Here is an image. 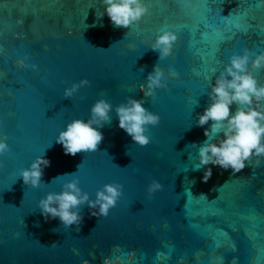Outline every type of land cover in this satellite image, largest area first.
<instances>
[{"label": "water", "instance_id": "1", "mask_svg": "<svg viewBox=\"0 0 264 264\" xmlns=\"http://www.w3.org/2000/svg\"><path fill=\"white\" fill-rule=\"evenodd\" d=\"M104 8L102 0H0V135L11 148L0 156V264H104L105 257L112 264H264V157L235 174L213 165L196 169L198 149L191 147L207 139L211 121H196L230 56L264 51V0H156L131 29L114 27L100 16ZM237 23L250 30L219 45L217 32ZM169 28L180 31L179 39L173 55L159 61L151 44ZM157 65L175 67L179 76L169 72L170 92L145 97L140 85ZM257 78L264 84V69ZM83 79L90 86L65 98L64 89ZM129 96L161 116L147 147L118 126L115 105ZM101 98L114 108L98 150L65 155L56 143L60 131L89 118ZM41 155L51 166L32 188L19 172ZM207 167L212 176L205 183ZM72 173L91 199L104 184L124 185L106 218L81 206L79 230L59 218L45 221L38 206ZM153 179L163 189L149 194Z\"/></svg>", "mask_w": 264, "mask_h": 264}, {"label": "clouds", "instance_id": "2", "mask_svg": "<svg viewBox=\"0 0 264 264\" xmlns=\"http://www.w3.org/2000/svg\"><path fill=\"white\" fill-rule=\"evenodd\" d=\"M102 4L105 8L100 16L106 14L117 28L131 29L134 24L141 23L148 16L151 8V0H102ZM178 39L177 33L170 29L156 36L151 49L159 53V61L173 55ZM3 54V49H0V55ZM18 63L22 68L29 67L24 59ZM31 68L37 70L38 65L32 64ZM261 69H264V51L257 53L245 48L242 49V54L233 53L229 63L216 75L215 83L208 92V105L196 121L198 127H204L211 121L210 127L204 129V136L207 138L205 142L191 145L198 149L199 163L195 165L196 169L213 165L223 170L231 169L235 174L249 166L253 158L256 159L257 166L260 165L261 158L264 157V84L259 82L257 72ZM169 72L173 78L179 76L175 67L166 72L159 65L155 66L147 76V84L140 85L144 96L154 97L158 89L170 92ZM205 79L211 82L212 76H206ZM90 84L87 79L73 83L71 87L64 89V97L72 98L82 87ZM145 103L144 99L129 96L126 102L115 105L119 128L140 147L151 144L152 137L148 134L150 126L156 127L161 123V116L146 108ZM113 108L112 102L101 98L91 105L89 118L73 119L67 123L56 138V143L62 145L64 154L75 156L79 152H96L104 140L101 129L111 123L110 113ZM10 151L8 136L3 135L0 137V156ZM50 166V159L41 155L30 167L20 170L19 176L23 178L24 184L39 188L44 170ZM64 176L73 178L65 182L60 191L48 192L40 199L38 206L45 221L59 218L65 228L75 225L79 230L84 219L80 209L85 204L92 216L108 217L110 210L117 206L123 195L124 185L113 182L104 184L96 192L95 199H91V194L82 189L80 179L75 173ZM211 176L212 168L207 167L203 182L206 183ZM191 184H195V180ZM162 189L163 185L156 179L147 186L149 194ZM187 192H191L190 189ZM200 196L207 198L204 194ZM128 256L131 258L135 253L129 252ZM83 264L88 262L84 261ZM104 264H112V259L105 257ZM116 264H122V261L118 259Z\"/></svg>", "mask_w": 264, "mask_h": 264}, {"label": "snow or ice", "instance_id": "3", "mask_svg": "<svg viewBox=\"0 0 264 264\" xmlns=\"http://www.w3.org/2000/svg\"><path fill=\"white\" fill-rule=\"evenodd\" d=\"M156 0H151V7L153 5V3H155ZM172 31H175L177 33V35H180V31L175 30L174 28H169ZM167 29V30H169ZM237 30H239V32L242 33H247L250 30V26L247 25H241L239 23L235 24V25H229L227 27V29L225 31H220L217 32L218 34V42L219 45H223L224 43H228L229 41H231L232 39H235L236 35H237ZM221 51V47H217L216 52L213 54V59L216 58V55ZM218 62V61H217ZM214 71L212 73L207 74L206 76H212V74H214ZM3 135H0V137H2Z\"/></svg>", "mask_w": 264, "mask_h": 264}]
</instances>
